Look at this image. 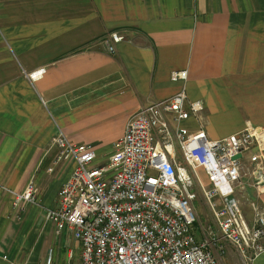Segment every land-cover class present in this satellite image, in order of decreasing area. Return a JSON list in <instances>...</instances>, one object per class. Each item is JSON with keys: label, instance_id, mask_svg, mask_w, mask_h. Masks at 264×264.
Wrapping results in <instances>:
<instances>
[{"label": "crops", "instance_id": "0c3cea01", "mask_svg": "<svg viewBox=\"0 0 264 264\" xmlns=\"http://www.w3.org/2000/svg\"><path fill=\"white\" fill-rule=\"evenodd\" d=\"M112 31L125 36L115 54ZM184 85L211 139L264 127V0H0V260L43 264L55 244L56 264L79 263L74 235L42 226L74 167L54 163L57 131L107 159L140 107ZM30 181L37 203L21 212L13 193Z\"/></svg>", "mask_w": 264, "mask_h": 264}, {"label": "built area", "instance_id": "2783aa9c", "mask_svg": "<svg viewBox=\"0 0 264 264\" xmlns=\"http://www.w3.org/2000/svg\"><path fill=\"white\" fill-rule=\"evenodd\" d=\"M124 40L120 32L108 33L107 51L115 54ZM170 77L185 82L188 71L175 70ZM203 111L202 101H189L185 85L167 99L140 107L102 164H96L94 146L57 131L54 163L74 167L45 218L57 233L68 230L80 242V262L67 264H222L229 244L251 264L264 252L259 199L264 193V127L247 123L240 132L211 139ZM190 119L198 121L197 128L186 125ZM198 184L217 231L195 227ZM249 190L256 194L251 220L239 198ZM13 197V207L26 211L37 203L36 183L30 181ZM43 264H56L52 251Z\"/></svg>", "mask_w": 264, "mask_h": 264}, {"label": "rangeland", "instance_id": "374dc122", "mask_svg": "<svg viewBox=\"0 0 264 264\" xmlns=\"http://www.w3.org/2000/svg\"><path fill=\"white\" fill-rule=\"evenodd\" d=\"M109 153H110V151L107 152V157H108ZM103 155L105 156V154H103ZM103 155L101 157L105 158ZM248 155H249V152H246L245 157L247 158ZM101 157L99 155L98 159L96 160V164H102V163L106 162L107 159H103ZM199 175H200V178H201L203 184L207 185L208 180L206 178V175L201 170H199ZM195 191L197 193L196 209H197L198 216H199V220H197L195 227L199 228L200 224H202L206 227H211L214 231H217L218 227H217V225L213 219L211 210L208 207L206 200L204 199V195H203L202 189L200 188L199 184L197 185V188H195ZM239 198L241 199V202L243 203V208H244V211H245V214L247 215V217H252V205H251V203H252V200L256 198V194L253 191L249 190L247 193H239ZM46 211H45V214H46ZM43 224L44 225H42V226L44 229L47 227L48 224L51 225V222L46 221ZM50 237H51V235H50ZM74 241H75V239H74ZM47 244L48 243H46V245H45V243H43V244L39 243L38 244V245H40L39 251H41L42 254L44 252H46V249H48ZM51 247H53V250H54L53 257L56 258L57 253H58V248L55 246V244H51ZM73 251H76L75 247H73ZM63 253H62L63 254L62 257H63V260H65L66 255H65V252H63ZM221 262H222V264H248L240 257V255L237 253V251L230 244L227 245V254L225 255V257H223L221 259ZM0 264H5V263L2 260H0Z\"/></svg>", "mask_w": 264, "mask_h": 264}, {"label": "water", "instance_id": "95a60500", "mask_svg": "<svg viewBox=\"0 0 264 264\" xmlns=\"http://www.w3.org/2000/svg\"><path fill=\"white\" fill-rule=\"evenodd\" d=\"M241 157V155H237L235 158H240Z\"/></svg>", "mask_w": 264, "mask_h": 264}]
</instances>
